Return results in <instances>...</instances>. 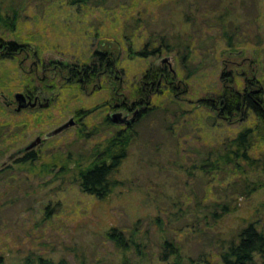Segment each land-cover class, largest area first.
Wrapping results in <instances>:
<instances>
[{"label": "rangeland", "instance_id": "374dc122", "mask_svg": "<svg viewBox=\"0 0 264 264\" xmlns=\"http://www.w3.org/2000/svg\"><path fill=\"white\" fill-rule=\"evenodd\" d=\"M11 6L19 10L17 23L10 27L0 21V171L9 166L0 174L5 264L31 254L54 262L66 258L69 264L120 263L125 256L142 261L137 249L125 251L107 236L113 227L128 234L138 227L134 236L146 244L148 264L175 263L176 255L161 258L166 237L180 244L185 264L190 256L199 263L203 252L212 264H223L212 237H228L250 220L264 229V185L248 196L221 189L244 178L264 180L262 166L243 162L244 170L205 176L200 164L207 149L259 121L252 113L245 121L222 120L219 104L211 108L201 100L222 92L225 71H232L242 89L251 64L264 89V0H0L3 15L12 12ZM226 9L230 15L219 20ZM225 31L233 36V48ZM149 39L179 46L146 57L129 53ZM9 42L21 50H7ZM107 48L116 53V75L71 81L69 64L92 67L96 51ZM156 65L172 70L176 86L178 79L183 82L177 91L152 90L149 103L140 102L138 88ZM17 92L39 95L50 104L17 111ZM143 107L152 109L144 117ZM136 110L130 126L111 119L114 112L132 117ZM71 117L75 125L45 136ZM120 131L131 144L112 175L113 191L106 199L82 191L73 177L76 158L84 157L81 163L88 166L86 158H99ZM38 135L43 138L31 150L38 156L34 165L19 161L26 153L7 160ZM250 152L264 159V139L257 133ZM70 153V172L63 176L62 161ZM230 197L237 207L217 224L199 220L204 210L198 203Z\"/></svg>", "mask_w": 264, "mask_h": 264}, {"label": "trees", "instance_id": "16d2710c", "mask_svg": "<svg viewBox=\"0 0 264 264\" xmlns=\"http://www.w3.org/2000/svg\"><path fill=\"white\" fill-rule=\"evenodd\" d=\"M78 1L86 0H69L70 3H75ZM12 12L3 15L0 12V21L4 22L5 25L13 27L18 20L19 10L18 8L11 6ZM230 9H226L222 16L218 17L219 20L225 21L228 15H230ZM225 37L228 39V46L230 48L234 47L232 34L225 31ZM175 46H179L178 43H173L169 40H161L156 45L152 39H149L144 47L138 52L133 51L131 46L130 54H137L139 56L146 57L147 55H159L163 48L173 49ZM188 46V45H187ZM190 46L187 53L184 54L186 61L188 54H190ZM7 50L15 53V49L18 50L22 46L17 45L14 42L5 43ZM136 52V53H134ZM116 53L110 48L106 50L96 51V59L99 60L92 67L69 64L66 70H69L71 75V81L77 80L80 82H85L91 79V81L103 77L104 75L112 76L116 75V64L117 56ZM172 70L161 65H156L150 67L146 73L144 81L140 88H138L140 102L149 103V97L151 99L153 92L152 90L167 88L177 91V86L183 81L178 79L180 83L176 86V77L173 76ZM249 75H245V83L242 89L236 86V80L232 76V71H225L223 73V90L220 92L216 98H204L201 101L203 103L209 104L211 108H216L218 106V117L222 120H231L234 123L236 120H248L250 119V114H254L259 121L252 126H246L238 132L235 137L230 138L225 143L212 146L210 149L205 151V156L201 159L200 164L202 170L205 172V176H209L214 172L226 173L232 170L241 171L246 168L243 162H246L252 166H262L264 169V159L253 157L251 155V148L254 145V136L257 133L262 139H264V89L261 87L260 81L256 74L252 64L249 66ZM165 80V86H160ZM169 81V82H166ZM158 83V84H157ZM185 90V89H183ZM162 92V89L161 91ZM146 110V111H145ZM152 110L146 107L141 110V116L144 117L147 113ZM130 126V125H129ZM1 129V127H0ZM130 136L125 133L118 132L114 139L109 143V145L100 152L99 158L89 157L86 158L90 161L88 166H84L81 161L84 157L76 158V166L74 167L73 177L76 181H79L81 190L89 194H94L98 198L106 199L109 197L111 192L116 185V182L112 180L113 173L119 168L120 163L124 160L129 153V147L131 144ZM73 153H70L66 160L63 162V176H66L70 171L71 161ZM38 159L37 154L34 151L27 152L24 157L19 159V161L30 162L32 165L35 160ZM50 164L45 165L46 171L50 168ZM9 169V166H5L0 174ZM192 173V171H191ZM58 173L55 174L57 176ZM264 185V180H251L250 178H244L240 182H230L221 189L224 192H230L235 189L234 192L238 191L241 195L248 196L254 191L259 189ZM225 195H228L227 193ZM233 198L230 197L226 200H214L209 203L199 204L203 208V216L199 219L204 218L206 223L217 224V222L222 219L226 214L234 210L237 205L232 201ZM200 201V200H199ZM50 207L47 206L46 212H49ZM196 231H203L202 227L197 225L195 227ZM131 233H125L118 227H113L107 234V236L114 240L115 244L127 251L131 248L137 249V252L142 255V261L137 262L136 260L125 256V259L120 263L112 264H148L144 262L143 258L146 256L145 246L143 241H138L135 238L136 229L131 230ZM210 243L218 247V253L221 257L223 264H264V229H262L257 221L250 220L246 224L239 226L234 231H231L228 237L224 235H216L211 238ZM162 253L161 258L168 260L170 257L176 255V260L174 264H185L184 255L181 251V246L173 238L166 237L161 245ZM146 258V257H145ZM197 259L194 257H189L187 264H200L201 261H206L212 264L211 259L208 257L206 252L200 253L198 257L199 263L196 262ZM0 264H5L4 255L0 254ZM14 264H69L66 258H61L59 261L54 262L50 259H45L41 255L31 254L20 262ZM81 264H87L82 261Z\"/></svg>", "mask_w": 264, "mask_h": 264}, {"label": "water", "instance_id": "95a60500", "mask_svg": "<svg viewBox=\"0 0 264 264\" xmlns=\"http://www.w3.org/2000/svg\"><path fill=\"white\" fill-rule=\"evenodd\" d=\"M166 60H167V58L163 59V61H166ZM15 99L18 102V106L16 107L17 111H20L23 108L35 107L37 105L48 106L50 104V100L47 98H44L45 102H42L41 99H38V98H35V100H32L31 97L30 96L28 97L24 92L15 93ZM139 112H140L139 110H136L132 117H128V114L122 115V112H114L111 114V119L116 123L124 122V123L130 125L134 122V120L138 116ZM75 124H76V120L73 117H71L68 121L60 124L59 126L53 128L52 130L47 132L45 136L46 137L54 136V135L64 131L68 127L73 126ZM42 138L43 137L38 135L36 138H34L28 144H26L22 147H19L18 149L13 151L8 156L7 160H11V159L15 158L18 154L27 153V152L33 150L35 148V146L42 141Z\"/></svg>", "mask_w": 264, "mask_h": 264}, {"label": "flooded vegetation", "instance_id": "af4514ba", "mask_svg": "<svg viewBox=\"0 0 264 264\" xmlns=\"http://www.w3.org/2000/svg\"><path fill=\"white\" fill-rule=\"evenodd\" d=\"M96 63H98V65H99V60H97L96 61ZM27 95V94H26ZM28 97L30 96L31 97V99L32 100H35V98H38V99H40V96L39 95H35V96H32V95H27ZM125 104V103H124ZM130 107V109L132 110L134 107H135V103H133V106H129ZM143 108H146V107H143ZM134 111V110H133Z\"/></svg>", "mask_w": 264, "mask_h": 264}]
</instances>
